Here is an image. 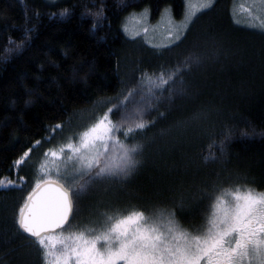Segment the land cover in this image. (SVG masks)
I'll return each mask as SVG.
<instances>
[{"label": "trees", "instance_id": "obj_1", "mask_svg": "<svg viewBox=\"0 0 264 264\" xmlns=\"http://www.w3.org/2000/svg\"><path fill=\"white\" fill-rule=\"evenodd\" d=\"M231 2L215 0L182 42L158 48L126 36L124 17L147 9L154 21L168 7L177 18L183 0H0V177L27 181L22 190L0 188V264H44L15 223L43 152L93 123L143 73L170 72L191 55L200 63L156 91L142 116L147 127L127 140L144 145L137 169L80 196L71 230L94 228L101 213L164 210L194 231L220 190L264 192V30L235 22ZM122 115L116 109L111 119ZM56 124L62 130L53 134ZM36 140L17 175L14 160Z\"/></svg>", "mask_w": 264, "mask_h": 264}, {"label": "snow or ice", "instance_id": "obj_2", "mask_svg": "<svg viewBox=\"0 0 264 264\" xmlns=\"http://www.w3.org/2000/svg\"><path fill=\"white\" fill-rule=\"evenodd\" d=\"M212 3L213 0H202L199 8L208 9ZM258 3L264 8V0ZM187 7L181 23L167 17L165 46L181 41L193 22L196 11L190 3ZM66 14L67 10L60 15ZM147 14V10L141 14V21ZM259 26L264 27V21ZM124 31L129 33L127 26ZM148 31L143 28L145 35ZM137 35L139 32L131 33L133 39ZM199 63L200 57L191 55L170 72L143 73L138 87L129 89L122 100L93 123L43 152L15 223L38 246L44 264H264V192L252 189L220 190L195 232L181 227L175 212L164 210L151 215L138 210L105 214L99 228L71 230L80 196L97 182L126 180L141 163L138 157L144 145L129 144L127 140L147 127L142 116L156 91L175 84L178 75ZM145 88L137 106L129 111L128 103L138 89ZM116 109L123 110L119 123L111 119ZM57 130H62V125L56 124L52 133ZM121 131L124 139L118 135ZM41 143L34 141L14 160L12 168L17 175ZM26 183L23 175H18L17 180L0 177L2 189L22 190Z\"/></svg>", "mask_w": 264, "mask_h": 264}, {"label": "rangeland", "instance_id": "obj_3", "mask_svg": "<svg viewBox=\"0 0 264 264\" xmlns=\"http://www.w3.org/2000/svg\"><path fill=\"white\" fill-rule=\"evenodd\" d=\"M47 1L54 2L57 0H47ZM214 1L215 0H213V2ZM201 2H202V0H183L182 13L177 18H175L172 15V13L168 7L164 8L154 21H151L149 19V13H148L147 9H142L140 11L130 12L129 14H127L124 17V19L122 21V30L124 31L125 26H127L129 29V33H126L124 31L126 36L132 37L131 36L132 32H139V35H137L136 37L140 36L141 38H143V40L147 44L154 46V47H158V48L164 47L168 43L167 31H166L167 17H170L174 23L179 24L184 20L185 14L188 11L187 5L189 3L193 6V10L196 11V15L199 14L201 11L205 10V9L199 8V5ZM145 10H147V13H148L147 18L145 20L141 21V19H140L141 14L144 13ZM165 10H167V13ZM230 10H231V13H232V16H233L235 22H237L241 25H244V26L264 30V27L259 26L261 24V22L264 21V8H262L260 6V4L258 3V0L255 3H254V0H232ZM253 17H255L256 19H253ZM145 27H147L149 29L147 35H145V33L143 32V28H145ZM68 132H70V130L66 131L61 137L57 138L56 142H59L60 140L62 142H66L67 138L74 134V132H72V133H68ZM120 138L123 139V137H120ZM236 188H234L233 190H235ZM239 188L242 191L246 190V189H252V188L245 187V186H240ZM252 190H254V189H252ZM100 211H103V210H100ZM127 213L128 212H125L123 214H127ZM105 214L106 213L97 214L98 220L96 223L98 225H96L94 228H99L103 224ZM100 215H102L103 219L101 218ZM146 215H150V214H146ZM92 218L93 217H91V222L94 223V220H92ZM89 226H91V225H89ZM181 227L188 229L182 225H181ZM188 230L195 232L198 229L194 230V231L190 230V229H188Z\"/></svg>", "mask_w": 264, "mask_h": 264}, {"label": "water", "instance_id": "obj_4", "mask_svg": "<svg viewBox=\"0 0 264 264\" xmlns=\"http://www.w3.org/2000/svg\"><path fill=\"white\" fill-rule=\"evenodd\" d=\"M17 227H18V225H17ZM19 228V227H18ZM21 232H22V230H20ZM23 233V232H22ZM25 234V233H24ZM25 235H27V234H25Z\"/></svg>", "mask_w": 264, "mask_h": 264}]
</instances>
